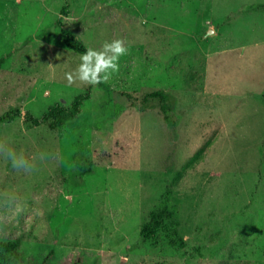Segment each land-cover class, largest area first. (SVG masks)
I'll list each match as a JSON object with an SVG mask.
<instances>
[{
  "label": "rangeland",
  "instance_id": "obj_1",
  "mask_svg": "<svg viewBox=\"0 0 264 264\" xmlns=\"http://www.w3.org/2000/svg\"><path fill=\"white\" fill-rule=\"evenodd\" d=\"M252 5L264 0H0V116L22 111L0 140L47 154L31 174L0 158V253L30 264H264V10ZM59 19L87 48L125 42L108 82L68 84L80 61ZM89 89L56 130L24 118ZM158 89L177 98L174 127L139 109ZM78 142L95 170L74 179ZM168 187L184 249L140 236Z\"/></svg>",
  "mask_w": 264,
  "mask_h": 264
},
{
  "label": "trees",
  "instance_id": "obj_2",
  "mask_svg": "<svg viewBox=\"0 0 264 264\" xmlns=\"http://www.w3.org/2000/svg\"><path fill=\"white\" fill-rule=\"evenodd\" d=\"M251 10L263 9L264 5L261 6H250ZM62 14L68 16V10L64 8ZM57 26L60 28L62 40L64 45L69 50L81 54L86 50V45L79 40L71 31L65 28L64 22L59 19ZM91 99V89L84 93L77 95L70 108H65L61 105L51 106L48 112L42 117H35L30 113L25 114L24 118L27 120L31 127H39L44 123L51 122L50 128L52 130L58 129L61 124L60 118L64 115H70L73 119H76L82 112V106L84 103ZM157 102V105H150V102ZM177 106V98L170 92L163 89H158L144 95L140 110L146 111L148 109L157 108L159 113L163 116L164 121L169 126H176V122L173 120L172 113L175 111ZM124 107L117 106L116 113H120ZM22 117V111L18 107L10 108L5 114L0 116V124L14 122L17 118ZM55 120H57L55 122ZM70 128L75 130L74 120L69 123ZM198 158V155L196 156ZM72 170L70 177L74 179L82 178L85 175L94 173L95 164L93 162L92 153L89 147L78 142L77 150L72 157ZM182 203L178 198L177 194L171 190L170 187L166 188L163 198L161 199L158 206L151 211L149 220L142 225L140 230V236L144 240H156L161 233L166 234L172 239L174 245L179 249L186 248V241L180 232V216L182 211ZM17 248L18 243H13ZM9 244H5L4 248L8 251ZM0 264H30V261L20 260L18 258L9 259L0 253Z\"/></svg>",
  "mask_w": 264,
  "mask_h": 264
},
{
  "label": "clouds",
  "instance_id": "obj_3",
  "mask_svg": "<svg viewBox=\"0 0 264 264\" xmlns=\"http://www.w3.org/2000/svg\"><path fill=\"white\" fill-rule=\"evenodd\" d=\"M126 52L125 42L121 39L105 41L99 49L88 47L79 55L80 62L76 69L65 73V79L69 85L76 81L91 86L106 83L114 73L118 72L119 58ZM48 66L54 68L51 64ZM0 158L6 160L15 171L31 174L36 168V162L46 160L47 154L40 152L27 156L23 151H16L6 140H0ZM5 196L7 197L5 206L9 210L14 208L15 211H19L20 205L15 197H11L7 193Z\"/></svg>",
  "mask_w": 264,
  "mask_h": 264
}]
</instances>
